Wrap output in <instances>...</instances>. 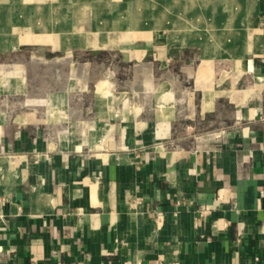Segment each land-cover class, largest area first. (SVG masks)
Masks as SVG:
<instances>
[{"label":"crops","instance_id":"0c3cea01","mask_svg":"<svg viewBox=\"0 0 264 264\" xmlns=\"http://www.w3.org/2000/svg\"><path fill=\"white\" fill-rule=\"evenodd\" d=\"M180 1L14 3L50 47L0 39V264H264V0L196 2L184 45Z\"/></svg>","mask_w":264,"mask_h":264},{"label":"rangeland","instance_id":"374dc122","mask_svg":"<svg viewBox=\"0 0 264 264\" xmlns=\"http://www.w3.org/2000/svg\"><path fill=\"white\" fill-rule=\"evenodd\" d=\"M46 1H49V0H0V20L1 22H3V29H7V31H10L12 33V35H14L15 37H18L19 35H21V32L24 31V32H31V33H35L34 34V38L36 39H32L31 41L29 42H25L24 43V49L27 50L26 53H33L34 51H41L42 49H47L49 48L50 46L45 44L44 43V39L45 37L42 35V22H43V18L40 19L39 23H35V21L30 24L29 21H27L26 23H23L22 25L21 24H15L17 21L14 20L16 17L10 12L11 9L13 11V6H14V3H18V6L22 8V6L20 5L21 2L25 5V7H27V10L26 11H23L24 13L22 12H18V17H17V20L18 22H20V18L23 16L24 19L22 20H28L26 19L27 16H28V13H30V8H32L33 6L39 4L42 6L43 2L45 3ZM61 1H68V0H61ZM74 1H77V0H74ZM184 2L188 1V0H183ZM182 1V2H183ZM220 0H218L216 2V6L218 8V6H221L220 5ZM171 3V2H170ZM169 2H167L166 4V8H170L171 4ZM139 4V3H138ZM164 4V3H163ZM110 5H106V6H101V5H96V4H93V5H89L88 7H79L78 5H75L73 7H71L70 9H72V12L73 14H76L78 12V9L80 8L81 10H88L89 12L91 11H96L97 12V9H103V11H108V8H109ZM10 7V9H9ZM19 8V9H21ZM67 8V7H66ZM58 10H61V7L60 8H57ZM56 9V10H57ZM63 9V7H62ZM24 10V9H22ZM65 10V8H64ZM57 14V13H56ZM59 14V13H58ZM8 15V16H7ZM27 15V16H26ZM34 15V14H33ZM7 16V18H5ZM9 17V18H8ZM203 16H200L199 19L201 21V18ZM214 18H217L218 19H223L225 16L222 15V14H216L215 16H213ZM5 18V19H4ZM11 19V20H10ZM33 19V18H32ZM158 19V18H157ZM7 20V22H6ZM147 20L149 21H153V19H150L148 18ZM167 20V19H166ZM165 20V21H166ZM61 20L58 19V22L56 20V23H55V26L58 27V26H61L62 24L60 23ZM167 22L169 23L170 20L168 19ZM111 24V23H110ZM117 26V25H116ZM59 28V27H58ZM24 29V30H23ZM39 29V30H38ZM41 29V30H40ZM44 29L46 30V27H44ZM8 32V33H10ZM158 32H161L162 36L166 37L167 35V30H164L162 29L161 31H158ZM185 32V31H184ZM4 33V32H3ZM5 37V36H4ZM3 36H0V39L3 40L4 39ZM6 45H4L5 47ZM64 46V45H63ZM23 49V47L21 48ZM19 50L16 49H12V50H9V51H6L5 53H2L0 52V61H5L7 62L8 59L12 60L11 62H17V53H18ZM22 58V57H21ZM28 58V56H27ZM23 60V58H22ZM4 62V63H5ZM55 67L56 66H52L50 64H42L39 68L36 69V72H40V73H43V77L40 81L41 84H46V81H50V79L53 77L54 79H57V73L55 72ZM64 65H61V68H63ZM35 71V70H34ZM31 73H33V67L31 69ZM61 76V72H59V77Z\"/></svg>","mask_w":264,"mask_h":264},{"label":"bare ground","instance_id":"6f19581e","mask_svg":"<svg viewBox=\"0 0 264 264\" xmlns=\"http://www.w3.org/2000/svg\"><path fill=\"white\" fill-rule=\"evenodd\" d=\"M196 2H198L197 6L201 7L203 5L207 6V4L209 3V0H198V1L188 0L186 2H184V1L182 2V0H181L177 4H171L169 10H172L173 12L170 13V11H168V13H166V14H167L168 19L170 20V22L167 24V29H168V33H169V38H170L172 43L177 42V43H180L181 45H184L187 42L192 41L191 31L193 30L192 29L193 26H191V25H193L194 22H193V18H192L193 15H189L188 13L192 9V7L195 8ZM192 4H193V6H192ZM135 5L132 4L131 8L135 9V11H136ZM175 11H177V12H175ZM53 18L54 19L58 18L57 14L55 12H49L48 11L46 13V17H45V19H46L45 26L50 28L52 25ZM3 26H4L3 22H1V20H0V36H3L5 34V32H8L7 29H3ZM195 26H196V29H198V30H201V28L203 27V25H201V23H199V24L197 23V25H195ZM203 32L207 35V38H208V33H206L205 30H203ZM207 43L208 42L206 39V42L204 41V44H206V51L208 52V54H210L209 46Z\"/></svg>","mask_w":264,"mask_h":264},{"label":"built area","instance_id":"2783aa9c","mask_svg":"<svg viewBox=\"0 0 264 264\" xmlns=\"http://www.w3.org/2000/svg\"><path fill=\"white\" fill-rule=\"evenodd\" d=\"M260 117L264 120V111L260 114Z\"/></svg>","mask_w":264,"mask_h":264}]
</instances>
